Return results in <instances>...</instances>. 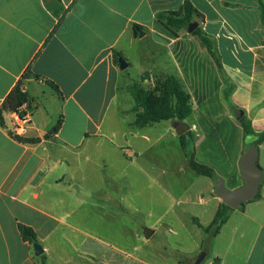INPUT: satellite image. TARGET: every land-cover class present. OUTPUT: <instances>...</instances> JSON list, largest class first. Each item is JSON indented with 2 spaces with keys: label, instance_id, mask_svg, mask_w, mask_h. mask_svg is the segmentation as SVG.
Masks as SVG:
<instances>
[{
  "label": "crops",
  "instance_id": "1",
  "mask_svg": "<svg viewBox=\"0 0 264 264\" xmlns=\"http://www.w3.org/2000/svg\"><path fill=\"white\" fill-rule=\"evenodd\" d=\"M186 1L202 15L198 27L215 42L222 70L197 36L182 30L177 37L158 22L159 13L179 11ZM134 25L142 26L143 37L135 35ZM135 47L146 67L131 80L124 78L114 54L121 53L130 68L133 63L125 57ZM153 68L161 75H176L191 95L187 149L215 171V178L208 179L217 213L223 201L212 187L220 180L229 190L244 183L240 162L245 143L239 118L251 121L256 133L264 130V23L258 0H0V107L27 70L40 76L24 80L23 88L37 108L28 113L21 136L38 142L21 143L0 126V264L42 263L35 260L33 245L23 240L19 224L35 231L46 263L53 261L58 247L52 239L59 244L66 218L82 206L71 191L83 177L71 160L88 142L122 135L123 145L116 146L129 162L150 151L134 146L133 131L148 132L161 124L133 125L137 115L126 88L132 81L141 84ZM59 119L60 131L47 138ZM8 122L13 127L12 115ZM173 126L165 123L164 130L180 141L179 129ZM226 131L231 135L228 146ZM258 151L264 172V143ZM259 194L230 213L201 264H264V179ZM214 218L206 225L193 218L205 240L203 228ZM203 241L198 252L181 257L196 259Z\"/></svg>",
  "mask_w": 264,
  "mask_h": 264
},
{
  "label": "rangeland",
  "instance_id": "2",
  "mask_svg": "<svg viewBox=\"0 0 264 264\" xmlns=\"http://www.w3.org/2000/svg\"><path fill=\"white\" fill-rule=\"evenodd\" d=\"M143 48H149L146 41ZM125 58L133 64L123 71L124 78L136 80L146 67L145 58L138 47ZM161 78L153 68L141 85L155 92ZM131 102L135 106L133 99ZM165 123L177 125L180 136L183 128L179 122H162L148 132L133 131L134 146L142 151L150 148L139 160L126 161L117 149L123 145L122 135L92 140L71 160L76 161L83 177L71 191L82 206L66 218L59 244L52 239L58 248L50 264H176L185 259L181 256L198 252L202 240L206 244L193 218L206 225L215 216L216 203L209 194L211 180L190 169L193 150L188 148L185 158L179 139L165 132ZM144 133L149 134L151 143L144 140ZM229 134L226 131L223 138L227 146ZM248 149L245 144L244 152ZM214 194H218L216 189ZM154 230L157 233L146 241ZM34 257L41 260V256Z\"/></svg>",
  "mask_w": 264,
  "mask_h": 264
},
{
  "label": "trees",
  "instance_id": "3",
  "mask_svg": "<svg viewBox=\"0 0 264 264\" xmlns=\"http://www.w3.org/2000/svg\"><path fill=\"white\" fill-rule=\"evenodd\" d=\"M258 1L261 5L262 21L264 23V3L262 0ZM201 19L202 15L190 1H186L179 11L162 12L157 15L158 22L177 37L180 36V32L182 30H188L192 23H196ZM133 30L135 35L138 36L142 30V26L134 25ZM191 34L198 37L201 44L209 51L210 55L215 60L218 68L222 70L223 65L215 47V42L209 38L201 27H197ZM120 57H123V55L119 52H115L114 62L117 66H119ZM161 76L162 80L158 84V89L155 92L145 90L138 81H132L126 88L135 101V106L132 108V112L136 113L137 119L133 125L138 128H144L146 126L162 122H179L180 124H184L185 121L192 115L193 106L191 95L187 92L182 81L176 75L162 74ZM29 77L40 79L39 75L32 74L30 69L27 70L17 86L9 93L0 107V126L6 129L13 138L21 143L38 142V140H29L16 136L13 127H11L8 122L9 115L16 113L23 118L28 113L32 114L37 108L33 104L34 102L32 97L23 88L24 80ZM49 85L57 93H60L58 86L54 82L50 81ZM229 91L230 90L226 91V97L229 96ZM239 122L244 132V143L248 147L253 144L259 147L264 143V130L261 133H256L252 127L251 121H249L245 116L240 117ZM62 123L63 120L59 119L57 124L47 135V138L50 137V135L58 134ZM187 135H191L190 131L180 135V143L185 152H187L188 147L186 140ZM189 164L191 169L196 174L211 179L215 178V171L211 167L199 163L194 152L190 155ZM259 197L260 194H258L255 199H258ZM233 210L234 209L228 205L222 203L215 215L214 221L207 228H203L199 221L195 220L196 224L200 228H203L208 235L205 240L206 244H203L204 248L201 254L207 255V249L211 239L216 237L222 226L227 223L229 215ZM19 231L23 240L28 242L30 245L38 242L37 234L31 227L19 224ZM41 260V264H47L44 255L41 256ZM194 260L191 261L188 259H181L180 264H193Z\"/></svg>",
  "mask_w": 264,
  "mask_h": 264
},
{
  "label": "water",
  "instance_id": "4",
  "mask_svg": "<svg viewBox=\"0 0 264 264\" xmlns=\"http://www.w3.org/2000/svg\"><path fill=\"white\" fill-rule=\"evenodd\" d=\"M199 24L192 23L189 26L188 31L192 33ZM140 37L144 36L143 32H140ZM129 67L128 62L122 57L119 58V68L121 71L126 70ZM243 115V113H241ZM182 132L189 130V125L182 124ZM181 132V133H182ZM258 146L253 144L249 147L248 151L243 155L240 167L243 177V186L236 190H229L226 188L223 180H220L216 184V190L223 203L231 207L232 209H239L246 202L252 201L260 193V186L264 179V172L258 165ZM35 256H42L45 252L44 248L39 242L33 244ZM206 254H200L193 262V264H201L205 259Z\"/></svg>",
  "mask_w": 264,
  "mask_h": 264
},
{
  "label": "built area",
  "instance_id": "5",
  "mask_svg": "<svg viewBox=\"0 0 264 264\" xmlns=\"http://www.w3.org/2000/svg\"><path fill=\"white\" fill-rule=\"evenodd\" d=\"M28 122L29 114H27L23 118H21L20 115L16 113L12 114V125L16 136L21 137L26 133Z\"/></svg>",
  "mask_w": 264,
  "mask_h": 264
}]
</instances>
